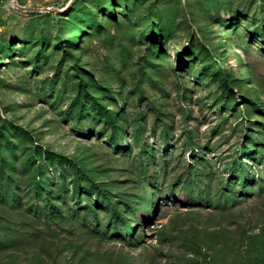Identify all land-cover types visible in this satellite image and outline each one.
Instances as JSON below:
<instances>
[{
	"label": "rangeland",
	"instance_id": "374dc122",
	"mask_svg": "<svg viewBox=\"0 0 264 264\" xmlns=\"http://www.w3.org/2000/svg\"><path fill=\"white\" fill-rule=\"evenodd\" d=\"M0 264H264V0H0Z\"/></svg>",
	"mask_w": 264,
	"mask_h": 264
},
{
	"label": "water",
	"instance_id": "95a60500",
	"mask_svg": "<svg viewBox=\"0 0 264 264\" xmlns=\"http://www.w3.org/2000/svg\"><path fill=\"white\" fill-rule=\"evenodd\" d=\"M22 9L24 10H32L34 8H31V7H21ZM44 10H49V8H44Z\"/></svg>",
	"mask_w": 264,
	"mask_h": 264
}]
</instances>
